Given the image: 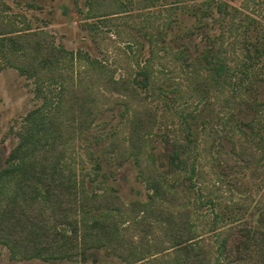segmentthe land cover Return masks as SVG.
<instances>
[{"label":"rangeland","instance_id":"obj_1","mask_svg":"<svg viewBox=\"0 0 264 264\" xmlns=\"http://www.w3.org/2000/svg\"><path fill=\"white\" fill-rule=\"evenodd\" d=\"M88 1L0 0V31L22 33L31 55L35 33L44 32L48 41L64 48L57 80L47 70L21 74L0 53V169L13 150L30 162L58 154L64 178L77 174L89 191H103L107 183L123 203L151 201L153 190L130 148L131 116L137 112L148 125L142 155L153 154L165 187L178 193L171 200L155 197L153 204L182 211V216L174 214L171 222L160 211L149 216L153 228L146 236L158 246L146 254L135 256L129 241L139 239L130 223L143 215L137 203L128 209L131 218L118 219L130 230L113 242L97 223L93 255L85 249L84 255L62 259L21 258L0 244V264H154L155 259L171 264L175 247L168 223L178 227L186 218L194 233L191 242L207 250L203 264H224L229 228L243 225L264 232V0H227L240 10L234 20L224 19L218 39L220 29L204 33L192 14V6L204 0H96L95 14ZM211 35L216 42L208 41ZM220 43L226 65L221 76L214 54ZM209 46L212 53L206 51ZM247 49L250 55L260 53L246 77L240 61L250 60ZM147 59L153 73L148 89L128 93L103 84L108 74L132 79ZM104 65L107 71L101 70ZM79 83L88 91L85 112L92 105L97 110L82 134L74 129ZM46 134L52 136L46 140ZM47 141L56 149H46ZM113 141L119 144L114 149ZM175 154L182 159L179 165L172 160ZM6 182L10 191L16 186L14 176ZM40 209L52 221L55 209L45 202ZM99 210L88 212V223L99 218ZM60 227L71 233L68 225ZM260 259L254 250L243 262L231 264H261Z\"/></svg>","mask_w":264,"mask_h":264},{"label":"trees","instance_id":"obj_2","mask_svg":"<svg viewBox=\"0 0 264 264\" xmlns=\"http://www.w3.org/2000/svg\"><path fill=\"white\" fill-rule=\"evenodd\" d=\"M95 1H88L94 14L99 11V9L93 7ZM192 7V14L195 18H198L199 28H202L204 33L208 34L213 27H216L215 30L220 29L217 39L223 36L221 28L224 19L230 17L231 21L234 20L240 10V7L236 5L230 6L227 0H204L201 4ZM43 33L33 35L36 36L37 40L31 55L29 47L22 42L24 38V36H21L22 33H17L16 30L0 31V53L6 59V63L16 68L21 74H37V72L47 70L57 80L59 76H62L59 64L62 61L61 55L64 53V48L62 49L48 41ZM215 39V36H208L210 42H216ZM44 49L49 52L47 56L42 54ZM212 50L213 46H209L206 51L212 53ZM247 51L250 60L242 59L240 61L243 63L241 71L246 77L249 76L248 70L253 65L251 60L255 56H259L260 53L256 52L254 55H250V49H247ZM208 53H205L204 57L209 61ZM214 54L215 64H217L216 73L221 76L226 67L222 57V44L214 50ZM147 60L143 65L138 64V69H136L132 79L125 76L115 78L113 74H108L103 77V84L115 91L124 90L128 93L132 89H148L152 83L153 73L149 65L151 60ZM101 70L107 71L105 65ZM75 87L76 101L79 102L80 108L77 110L78 115L76 116L74 129L78 134H82L92 126L97 110L92 105L91 108L86 107L89 113L85 112L83 106L88 100V97L85 96L88 91L85 90L84 83H79ZM234 100L237 101L235 95ZM146 112L148 113L147 110ZM131 117L133 130L129 134L130 148L135 152L132 155L136 157L141 177L144 178L148 187L154 193L150 196L151 201L132 203L143 205L141 218L135 216L130 222L135 231L140 232L137 241L134 240V236L129 238L133 247L132 252L135 256H138L146 254V250L151 247L158 246V241L150 244V239L146 236L153 228L149 216L160 211L167 215L166 222H171L174 214L182 216V211L176 213L164 206L153 204V198L155 197L171 200L177 198L178 193L165 187L161 174L157 172L158 169L155 167L153 154L147 153L144 156L141 153L143 132L148 126L146 119L143 120V117L137 112L132 114ZM50 136L52 134H46L45 139L48 140ZM47 142L49 144L45 146L46 149L48 147L56 149L52 146L53 144L50 145V142ZM113 142L112 145H115L113 149L119 146L117 142ZM17 151L19 150L11 152L7 158L8 163L0 169V244L7 246L14 257L44 256L62 259L78 254L84 255L85 249H89L88 255H93L94 252H91L90 248L94 244L93 236L97 235H93L97 223L101 224L107 231V236L112 242L115 236L121 233L125 235L127 234L126 231L130 230L129 226L122 227L118 219L120 217H132L128 212L132 204L123 203L112 185L102 183V186H104L103 191H89L85 180L83 178L79 179L77 174L65 176L66 178H64L63 173L58 170L57 160H60L58 154L55 153V156L46 155L38 162H30L25 156L17 155ZM172 160L177 165L182 161L177 154L172 156ZM194 169L193 164L192 170ZM10 175L14 176L16 180V186L11 191L10 186L6 185V178ZM42 202L50 204L55 209V214L50 215L53 218L50 222L44 217L43 211L40 209ZM96 208L100 209L97 213L99 218L88 223V212L94 211L95 215ZM182 221L184 222L178 227L168 223L172 227L170 235L174 240L172 244L174 243L175 247L171 264H203L207 260V250L198 242H191L194 239V233H192L188 219ZM63 225H68L71 233L60 227ZM228 232L223 241L224 264H231L238 259L243 262L254 250L260 253V263L264 264V244L260 245L262 237H264L262 230L259 228L251 230L243 225H235L229 228ZM98 238L99 235L96 239ZM80 245L82 249L79 248ZM159 262V259L153 261L154 264Z\"/></svg>","mask_w":264,"mask_h":264}]
</instances>
